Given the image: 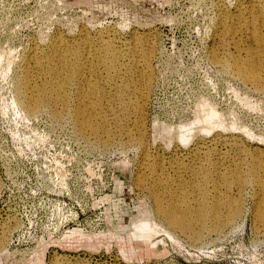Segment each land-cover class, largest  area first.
<instances>
[{
    "label": "rangeland",
    "instance_id": "374dc122",
    "mask_svg": "<svg viewBox=\"0 0 264 264\" xmlns=\"http://www.w3.org/2000/svg\"><path fill=\"white\" fill-rule=\"evenodd\" d=\"M218 1L0 0V264H264V224L255 221L251 187L241 195L240 216L216 231L206 220L198 241L166 228L149 189L152 177L161 169L170 176L176 161L188 163L213 146L231 153L233 138L246 153L264 154V90L211 59L215 20L247 0ZM82 36L125 51L133 74L121 76L129 83L132 77L134 90L138 74L127 61L152 47L149 67L140 69L144 81V73L152 74L143 146L120 133L100 145L77 134L71 115L53 120L43 107L27 117L17 105L16 80L27 71L36 76L35 61L57 39L72 44ZM211 109L222 124L203 133ZM143 158L152 166L144 169ZM207 188L213 192L211 184Z\"/></svg>",
    "mask_w": 264,
    "mask_h": 264
},
{
    "label": "bare ground",
    "instance_id": "6f19581e",
    "mask_svg": "<svg viewBox=\"0 0 264 264\" xmlns=\"http://www.w3.org/2000/svg\"><path fill=\"white\" fill-rule=\"evenodd\" d=\"M214 25L217 48L214 53H211L212 58H210L222 69L234 74L254 90L263 91L264 0L238 2L232 11L226 10L222 13L215 20ZM87 36L88 34L86 38ZM86 38L82 36L72 44L65 42V39H57L54 47L52 46V51L44 55L43 60L35 61L36 67L33 72L36 76L33 77L30 70L31 74L27 71L16 80L17 105L27 117L35 115L43 107L50 109L49 113L53 120L71 115L73 128L77 134L97 139L100 145L108 144L112 134L120 133L125 135V138L128 137L127 139L134 141L135 146L136 143L143 146L145 126L143 127L142 117L146 99L145 92L150 87L152 74L144 73L147 74L148 79L144 81L140 69L144 66L149 67L153 54L152 47L146 44V49L142 50V48L139 53L136 51L132 58H129L130 61H127L128 64L126 63L137 70L138 76L135 75L136 83H134L139 87L134 90L131 88L132 77L130 83L129 79L124 78L126 75L124 73L128 68L123 61V57L126 56L125 51L121 52L119 48L117 49L110 41L103 38H98L96 45ZM143 43L140 44L143 45ZM138 48L139 46L137 50ZM226 48H231V51H224ZM220 54L222 57L219 56ZM1 60L0 56V65ZM8 64L4 68L6 71L10 69V64ZM30 69L33 68L30 67ZM71 99L76 102H73L75 104L73 108L70 107ZM212 109L208 110L209 113L202 120L206 123V127L200 130L203 133H209L222 124L219 114ZM132 126L135 127V132ZM179 139L182 142L187 141L183 134H179ZM229 148L233 149L231 153L220 154L213 146L201 156L198 153L200 148L197 147L195 153L197 151L200 157L197 158L196 154H192L195 156L192 162L176 161L170 169L172 172L170 176L163 169L157 176L152 177L150 174L153 180L149 188L154 201L153 211L166 228L185 233L192 241H198L206 220H210L214 231L230 225L242 212L241 195L248 186L252 188L254 194L255 221L258 224H264V154L258 150L254 151V154L246 153L247 150L245 152L244 147L242 148L234 138L230 139ZM147 159L143 160L144 169L152 166L149 165L150 160ZM161 165L154 164L159 168ZM140 183L144 188V181L141 180ZM209 184L212 186V193L208 191ZM168 185L172 188H167ZM208 194H214L211 202L208 200ZM230 194L240 195L236 199L228 200ZM221 209H224L225 215L222 214L224 217L220 216ZM134 232L133 229V234ZM0 243H2L1 237Z\"/></svg>",
    "mask_w": 264,
    "mask_h": 264
}]
</instances>
